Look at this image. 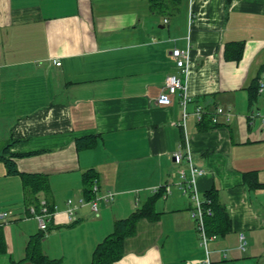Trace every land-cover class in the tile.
Returning a JSON list of instances; mask_svg holds the SVG:
<instances>
[{"label": "crops", "instance_id": "crops-1", "mask_svg": "<svg viewBox=\"0 0 264 264\" xmlns=\"http://www.w3.org/2000/svg\"><path fill=\"white\" fill-rule=\"evenodd\" d=\"M233 42L244 47L239 61L225 58ZM187 48L184 74L172 52ZM263 66L264 0H183L171 16L151 12L147 0H0V143H11L19 172L44 175L49 185L33 196L0 163V214L10 212L0 221L7 248L0 264L23 260L31 237L44 233L30 215L43 202L57 212L41 252L59 264H91L115 223L166 185L171 193L155 203L159 218L140 219L113 264H264V187L253 184L264 185V129L255 118L264 114V94L250 104L247 90ZM170 75L191 97L186 133L194 167L204 172L199 195L216 191L231 218V231L207 251L191 193L179 185L190 167L173 157L187 151L180 95L170 106L156 103ZM197 106L232 116L198 123ZM85 137L95 145L79 149ZM90 170L97 195L113 196L97 213L80 206L71 223L66 201L85 198Z\"/></svg>", "mask_w": 264, "mask_h": 264}, {"label": "trees", "instance_id": "trees-1", "mask_svg": "<svg viewBox=\"0 0 264 264\" xmlns=\"http://www.w3.org/2000/svg\"><path fill=\"white\" fill-rule=\"evenodd\" d=\"M147 2L151 12L164 16H171L180 12V6L183 0H147ZM243 48V44L239 42L226 44L225 58L234 61L241 60ZM262 70H264V66ZM258 80L259 77L254 79L247 88L250 104L255 103L258 98ZM204 122L207 124L209 122L211 124L208 119H205ZM76 144L79 149L93 147L95 145L94 137L78 139ZM10 148L11 143H0V163L5 165L7 174L10 176H20L24 187L33 196L39 194L40 192H48L49 185L47 177L41 174H27L19 172L15 163V158L17 156L10 151ZM21 156H30V154ZM95 179H97V176L92 170L83 175L84 197L86 200H92L95 198V194L92 191V185ZM252 179L254 181L255 178ZM253 184H255L256 187H264V185H260L256 182ZM163 194L164 191L161 189L129 217L118 220L115 223L114 231L95 248L91 264H113L114 262L120 260L124 255L125 240L128 237L135 235L137 222L140 219L154 221L159 218L160 215L155 211V203L163 196ZM205 199L210 201L209 206L213 210V215L206 217L205 221L208 235H227L231 231V218L226 208L220 203L216 191L210 190L207 192ZM39 208L40 206L35 207L36 210H39ZM3 226L4 224H0V255L4 254L7 250ZM45 236V233H38L37 235L31 237L27 246L26 257L15 264H24L28 261L32 264H59V260L50 259L41 252L40 243Z\"/></svg>", "mask_w": 264, "mask_h": 264}, {"label": "built area", "instance_id": "built-area-1", "mask_svg": "<svg viewBox=\"0 0 264 264\" xmlns=\"http://www.w3.org/2000/svg\"><path fill=\"white\" fill-rule=\"evenodd\" d=\"M192 1V0H190ZM172 55L174 56L176 60V66L180 71L184 74L188 73V67L190 62V56H189V49L180 50L175 49L172 52ZM56 65H61L60 62H56ZM258 93L259 95L264 94V72L261 74L258 80ZM180 95L181 98V105H182V122L180 124L183 132V143L181 144V148L187 149L186 153L184 154L181 150L176 152L173 157L175 162L180 163L185 159L190 167L191 177L186 182V185L183 183H180V189L182 192L186 193L189 191L191 193V198L194 202V210H193V216L197 223V229L200 237L201 245H203L207 251L208 242L212 239H215L217 236L212 235L209 236L206 229V217H210L213 215V210L211 209L210 201L206 199H201L198 189H197V178L203 175V170L198 169L194 167L193 164V158L192 154L188 147V137L186 133V119L189 115L188 112V105L191 102V97L187 92L186 86L184 84V80L178 76L170 75L166 78L164 87L162 88L160 94L158 95L156 99L157 105L160 106H170L172 104V96L174 95ZM196 120L198 123H202L205 121V119L210 120L211 124L216 126L219 125L220 118L224 117L226 121H229L232 116V111L229 108H224L221 106H216L214 110H208L204 106H197L194 113ZM183 179H185L184 174L182 173ZM164 191V196L166 197L171 193V189L169 186H161L153 189V194L158 193L160 190ZM92 191L96 195L94 199L92 200H86L85 198H81L78 200V202H75L73 199H68L66 201L67 206V213L69 215V219L71 223L76 222L77 217V210L80 206L83 205H89L91 207V210L94 213H97L99 211V201L100 200H110L113 196L112 193H107L106 195L98 196L99 192V185L98 180L95 179L93 181L92 185ZM57 212L56 206H49L46 202H43L40 205L39 210H36L35 208L30 209V215L37 221L39 230L47 234L49 224L53 220V217L55 213ZM10 215V212H3L0 214V221L5 220ZM241 249H244L246 247L247 241L244 234H241ZM208 253V252H207ZM207 263L210 264L209 260H207Z\"/></svg>", "mask_w": 264, "mask_h": 264}, {"label": "rangeland", "instance_id": "rangeland-1", "mask_svg": "<svg viewBox=\"0 0 264 264\" xmlns=\"http://www.w3.org/2000/svg\"><path fill=\"white\" fill-rule=\"evenodd\" d=\"M261 116V117H260ZM260 116H258V117H255L258 121H259V123H260V126H262L263 127V129H264V114L261 112L260 113ZM5 223H6V221H4ZM47 235V234H46ZM2 255V254H1ZM4 255H5V253H4ZM6 256V255H5Z\"/></svg>", "mask_w": 264, "mask_h": 264}, {"label": "water", "instance_id": "water-1", "mask_svg": "<svg viewBox=\"0 0 264 264\" xmlns=\"http://www.w3.org/2000/svg\"><path fill=\"white\" fill-rule=\"evenodd\" d=\"M24 264H32L30 261H28V262H26V263H24Z\"/></svg>", "mask_w": 264, "mask_h": 264}]
</instances>
